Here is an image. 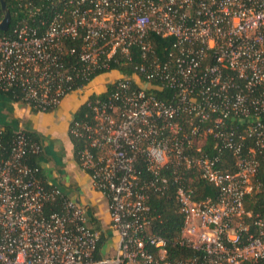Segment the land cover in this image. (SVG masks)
I'll use <instances>...</instances> for the list:
<instances>
[{"label": "built area", "instance_id": "1", "mask_svg": "<svg viewBox=\"0 0 264 264\" xmlns=\"http://www.w3.org/2000/svg\"><path fill=\"white\" fill-rule=\"evenodd\" d=\"M52 5L47 17L41 6L23 3L10 33L0 34V93L13 92L15 103L36 113L59 109L71 95L90 110L89 120L71 122L69 134L88 143L78 163L106 198L119 237L109 263L264 264V216L243 205L257 155L264 157V0ZM153 36L172 43L163 59ZM133 50L144 62L132 75L95 76L118 59L133 61ZM165 89L172 95L158 97ZM15 134L6 147L0 141V264H99V232L77 203L37 178L25 157L40 146ZM223 150L232 165L221 161ZM141 163L152 178H140ZM164 168L179 184L177 243L195 252L184 259L170 260L167 240L148 231L146 190L162 193ZM189 169L216 188L214 197L194 200L181 181ZM59 198L60 211L46 215Z\"/></svg>", "mask_w": 264, "mask_h": 264}, {"label": "trees", "instance_id": "2", "mask_svg": "<svg viewBox=\"0 0 264 264\" xmlns=\"http://www.w3.org/2000/svg\"><path fill=\"white\" fill-rule=\"evenodd\" d=\"M57 2V0H5L6 7L9 10L10 17H11V27L10 30L7 32H1L0 34L10 33L11 28L16 19L22 16L24 13L23 3L31 2L35 5L41 6L43 10V15L47 16V10L53 7L52 3ZM21 6V7H20ZM48 17V16H47ZM2 19V10L0 5V20ZM155 43V52L157 56L163 59L166 54L168 53L169 49L171 48L170 41L154 37ZM138 52L133 50V61H127L125 59H118L117 63H111L110 68L108 71H103L96 73L95 76L102 75L105 78V82H108L109 79L113 78L115 73L121 76H130L133 73L134 66L141 62H144L140 56L137 55ZM70 58V57H69ZM74 60V57L70 58ZM111 71H115V73L111 74ZM94 77V76H93ZM91 77V79L93 78ZM110 88V85H107ZM157 93V92H156ZM7 96L10 100L14 101L17 100L15 98L13 92H6L3 93ZM16 94V93H15ZM172 95V90L165 89L164 92L158 93V97H170ZM35 112V111H33ZM36 113V112H35ZM90 110L85 104H81L75 110L72 121H86L89 120ZM71 125V123H70ZM242 132L243 130H239ZM21 133L24 134V137L29 140L30 142L36 143L40 146L41 152L37 154L28 153L25 157L26 164L31 168H36L37 178L47 186L46 177L43 169L41 168V162L43 161V153L41 147L42 138L40 134L34 132L29 129L21 130ZM16 134L10 127H0V141L2 146L6 147V144H10ZM70 142L73 146L74 154L77 157V153L83 149L84 147H88V143L85 139L77 138L71 136L69 134ZM253 140L247 138L245 140V145H251ZM213 143L211 140L208 139V142L204 146V149L211 152ZM213 152V150H212ZM216 153V152H215ZM221 161L224 164H231L232 165V155L228 150H223L221 155ZM257 159L259 161V166L256 172V175L253 179V189L252 191L244 197L243 205L245 211L249 212L252 216L253 215H260L264 216V157L263 155H257ZM142 171L140 178L142 179H150L152 176L147 173L142 166V163L139 166ZM160 176L165 178V189L162 193H156L148 188L146 190L147 199L146 205L149 207V233L160 236L167 240V254L170 260H178L191 257L195 254V252L187 247L180 246L178 242L180 236V230L183 225V216L179 211L178 201L176 199V189L178 188L179 184L174 181V174L172 169L164 168L160 172ZM181 181L183 186L187 189L188 187L191 188L193 191L194 200H203L206 197H214L217 193V190L211 184H208L198 175V172L195 170H185L183 174H181ZM62 199V198H61ZM61 199H57L53 203H48L45 207V214L48 215L52 212H59L61 209ZM111 224V223H110ZM103 237L99 238L96 244V249L93 253L95 259H100L99 249L103 243ZM151 251V249H149Z\"/></svg>", "mask_w": 264, "mask_h": 264}, {"label": "crops", "instance_id": "3", "mask_svg": "<svg viewBox=\"0 0 264 264\" xmlns=\"http://www.w3.org/2000/svg\"><path fill=\"white\" fill-rule=\"evenodd\" d=\"M82 102L79 96L71 95L59 109L35 113L0 93V127H10L14 132L29 129L40 134L44 158L41 168L46 182L85 211L88 227L104 239L100 259L96 260L99 264H110L118 250L119 237L110 224L107 200L93 189L89 174L80 168L69 138L72 116Z\"/></svg>", "mask_w": 264, "mask_h": 264}, {"label": "water", "instance_id": "4", "mask_svg": "<svg viewBox=\"0 0 264 264\" xmlns=\"http://www.w3.org/2000/svg\"><path fill=\"white\" fill-rule=\"evenodd\" d=\"M2 19L0 21V31L6 32L11 23V17L8 8L6 7L5 0H0Z\"/></svg>", "mask_w": 264, "mask_h": 264}, {"label": "rangeland", "instance_id": "5", "mask_svg": "<svg viewBox=\"0 0 264 264\" xmlns=\"http://www.w3.org/2000/svg\"><path fill=\"white\" fill-rule=\"evenodd\" d=\"M100 82V81H99ZM99 82L98 81H96V83L95 84H93V86L94 87H96V86H99L100 84H99Z\"/></svg>", "mask_w": 264, "mask_h": 264}]
</instances>
